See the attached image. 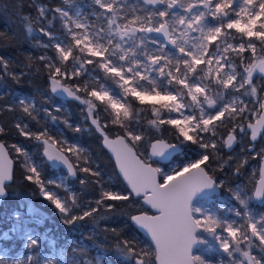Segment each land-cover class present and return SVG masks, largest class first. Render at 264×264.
<instances>
[{
    "label": "snow or ice",
    "instance_id": "obj_1",
    "mask_svg": "<svg viewBox=\"0 0 264 264\" xmlns=\"http://www.w3.org/2000/svg\"><path fill=\"white\" fill-rule=\"evenodd\" d=\"M62 3L68 5L69 0ZM92 5L98 8L92 14L97 23L90 22L79 9L50 8L37 0L29 7L36 9V23L44 21L46 25L39 31L48 42L38 46L54 53L49 56L45 51L39 57L51 93L65 95L83 106L85 121L100 132L115 155L130 193L105 188L97 180L101 191L95 206L88 204L77 214L74 209L80 205L76 194L61 196L51 186L60 188L62 184L43 177L42 168L32 161L29 151L13 144L26 170L25 178L54 205L66 225L86 219L98 223L103 215L118 209L115 202L128 201L132 194L142 196L158 215L129 216L137 230L150 236L151 243L145 249L135 238L117 236L115 249L127 264H264V213L250 207L252 200L264 204V164L251 189L240 185L229 189L239 205L224 210L230 216L205 206L224 186V181L210 174L208 150L218 156L221 148L232 149L237 129L245 134L251 129L252 141L264 132V95H260L264 84L254 83L257 73L264 80V0H92ZM11 7L22 11L23 5ZM21 19L26 22L27 35L32 36V18L23 15ZM56 20L60 22L59 33L48 31ZM0 68H8L3 57ZM20 75L23 73L12 74V78L18 81ZM251 98L262 114L255 123L244 124L246 114L252 111ZM17 102L27 117L36 120L40 109L34 99L20 97ZM133 102L150 105L154 118L147 123L158 133L147 141L151 151L146 159H141L135 149L149 129L140 128L141 118L133 110ZM55 110L59 111V106ZM44 111L56 121L48 109ZM101 113L110 119L102 123ZM63 123L72 128L67 120ZM109 124L118 126L123 134L110 139L105 132ZM15 127L42 147L47 161L64 165L69 175L76 177L83 172L101 176L85 149L63 138L62 130H58L57 139L48 128L32 132L22 122ZM222 128L228 131L222 133ZM81 130L80 126L74 128ZM5 132L0 126V136ZM164 132H169L170 139L164 138ZM5 150L0 143V197L6 196V182L12 179L3 158ZM188 150L194 153L191 159H187ZM256 155L264 161V149ZM180 156L187 162L180 161ZM163 161L167 166H153ZM174 163L175 167H169ZM246 163L240 161L234 174L239 175ZM223 167L221 163V171ZM27 239V246L35 249L38 238L29 233ZM197 245L219 251L221 258L214 261L194 256ZM79 254L87 255V251L80 249ZM0 264L10 261L0 257ZM11 264H39V260L30 256L27 261ZM44 264L56 262L49 259ZM73 264L93 261L74 260ZM96 264L101 261L97 259Z\"/></svg>",
    "mask_w": 264,
    "mask_h": 264
},
{
    "label": "trees",
    "instance_id": "obj_2",
    "mask_svg": "<svg viewBox=\"0 0 264 264\" xmlns=\"http://www.w3.org/2000/svg\"><path fill=\"white\" fill-rule=\"evenodd\" d=\"M38 3H42L50 8L63 7L64 4L61 0H37ZM22 4V11L13 9L12 4ZM32 0H0V57H3L8 61V68L5 71L0 68V77H2V83H0V126L6 129L4 135L0 136V141L8 148L11 157L15 161L14 180L11 185L7 187L8 197L4 201L0 214L5 212L6 214H12L16 211H27L30 206L33 207L34 212L38 213L47 219L54 221L53 225L61 224V215L57 213V210L52 207L44 198L40 196L37 186L28 181L26 177V171L23 169L21 159H17L11 150V145L22 141L25 145L29 140L23 137L16 129L15 125L18 122L26 123L29 127L35 128L37 122L31 117H27L18 104L17 100L20 97H26L34 99L36 106L43 110L44 108H52V104L61 107V111L57 112V119L52 123L51 117L45 115L48 118V122H51L56 128L66 131L67 136L72 141H78L79 144L85 149L92 167L98 166L101 172L100 177L91 176L89 173L78 172V175L82 176L85 180L84 184L77 181L74 185L75 191L79 193V199L77 203L94 204V201L99 198L101 187L95 181L100 180L101 184L108 186L105 182L107 178L112 180V185L115 189L121 190L124 193H129L126 186L117 174L115 164L113 163L109 154L104 150L102 146V136L100 132L95 130V127L91 125L90 121H85L84 108L78 102L73 100H59L53 97L50 88L48 86L46 70L43 67V63L39 60V57L47 51L52 54V50L43 49L38 45L42 42H47L46 36L39 31L41 27H45V22L41 21L36 23L35 17L37 15L36 9L31 5ZM5 5H7L5 7ZM23 15H29L32 18V27L34 29L33 35H27L26 22L21 19ZM51 18V17H49ZM48 31L59 33L60 22L54 21V26L47 27ZM31 57V59H29ZM30 65V66H29ZM86 67L92 68V65ZM39 69V71H37ZM7 73V74H6ZM18 81L12 78V74H21ZM131 102V98L129 99ZM133 110L139 112L140 128L149 129L147 121L154 117L150 114V105H139L138 102L132 103ZM35 116V114L33 113ZM66 119L72 122V127L80 126L82 129L80 132L74 131V128L65 126L63 120ZM101 122L104 123L110 117L106 113H101ZM170 127V126H168ZM105 132L109 137H116L122 135L123 132L118 126L109 124V127L105 129ZM155 133L154 129H149L144 132V141L135 149L137 154L142 158L144 154H147L149 147L147 141L152 138ZM164 138L170 139L169 132H164ZM38 148L36 153V161L44 164V158L42 157V147L35 144ZM30 148V147H29ZM191 150H188V154ZM223 153V152H222ZM225 156V155H224ZM181 157H179L180 159ZM225 158V157H224ZM215 162V161H214ZM213 160L209 163L210 169L214 166ZM42 171V176L50 179L53 175L57 176L63 174V170H54L45 159V174ZM217 174H222L224 171H217ZM241 174H243L241 172ZM235 174L232 176L234 180ZM70 183H74L69 181ZM232 182L231 184H235ZM226 186L222 187V191L225 192ZM222 192V193H224ZM118 209L106 215L96 223V231L98 233L97 248L103 251L107 255L105 264H125L123 257L118 254L115 249L117 242V236L121 239L127 238L135 240L141 247L145 244H150L132 225L129 220L130 215H136L142 212H147L142 206L141 199H136L130 196L128 201H118ZM85 206L77 208L80 212ZM1 220V219H0ZM82 222L91 223L90 219H86ZM115 230L113 232L112 230ZM1 231V225H0ZM110 262V263H109Z\"/></svg>",
    "mask_w": 264,
    "mask_h": 264
},
{
    "label": "rangeland",
    "instance_id": "obj_3",
    "mask_svg": "<svg viewBox=\"0 0 264 264\" xmlns=\"http://www.w3.org/2000/svg\"><path fill=\"white\" fill-rule=\"evenodd\" d=\"M130 2H134V0H130ZM63 7H67L70 12H74L77 9L82 10L84 16H86L90 22L97 23V21H95L92 14L93 11H98V8H95V6L92 5V0H69V4L68 5L64 4ZM231 31L234 32L235 30H231ZM46 40L48 42L47 36H46ZM47 42L45 41L42 42L41 44ZM47 54L49 56L54 55V53L52 54L47 53ZM244 55L247 56L248 53H245ZM254 83H257L258 85L264 84V80H260L259 77H256L254 79ZM260 95H264V93H260ZM130 98L131 97H128V99ZM251 99L253 102L249 103V108L252 109V111L246 114L247 119L243 120L244 124L255 123L260 118V115L262 113V110L259 109L258 103H255V98H251ZM52 106H53L52 108H46V109H48V111L51 112L52 116H55L57 118L58 111L55 110L56 106L53 104ZM59 108H60L59 111H61V107ZM44 109L40 110L39 115L35 120L36 122L39 121V123H37V126L35 128L28 126V129L31 130L32 132H37L39 130H42L43 128H48L50 133L56 136L57 139L60 138V135L58 134V130H62L63 138L67 139L70 142H75L78 145H80L78 141L70 140L65 130L56 128L52 124L54 122L52 123L48 122L49 117L45 116L47 115V113H45ZM34 114L35 116L37 115L36 113ZM65 120L66 119H64L63 121ZM68 123L72 125V122L68 121ZM22 124H26V123H22ZM230 127L231 125L228 126V128ZM220 131L224 133L227 132L228 129L222 128ZM236 135H237V142L234 143L232 149L227 150V148H221L218 156L216 155V153L213 152V150L211 149L208 150L211 153L210 160L208 163H210L211 160H213V162L215 161L214 166H212L211 168L210 174L214 175L218 179V181H224V186H226V188H225V192L222 191L221 188L220 194L214 196L213 199L207 201L205 203V206L210 207L213 210H216V208L221 209L220 214L224 216L231 215L230 213H227L224 210L239 206L238 202L232 197L229 189L235 188L237 185H240L241 187L247 186V188L251 189L253 183L259 180L260 165L263 162L260 156H257L256 153H259L261 152L262 149H264V134L256 141L251 140L250 129L246 130V134L240 133L239 129H237ZM25 138L29 140L27 143L32 144L33 146L37 143L31 138L28 137ZM16 145H20L25 149H27L30 153L32 161L35 164L39 165L42 168V170H44L43 164L38 163L37 161L34 160L32 156L33 148H29V146L23 144L22 141H19L18 143H16ZM11 150L12 152L15 153L16 156H18L17 158L18 160L19 158L21 159L19 153H17L12 148V145H11ZM149 154H150V148L147 154H144L143 158L140 155L139 156L142 159H146V157ZM193 155L194 153L191 151L188 154L187 159H191ZM180 157H181L179 159L180 161L187 162L184 156H180ZM242 160H246L247 163L244 164V166L241 168L240 174L235 175L234 180L232 181V176L234 175L235 168L239 166V162ZM221 163H223L224 165L223 167L224 173L217 174L218 173L217 171L220 170L219 165ZM153 166L154 167L167 166V164L160 163V164H153ZM175 166L176 164L174 163L169 167H175ZM23 169L25 170L24 166ZM241 172L243 174H241ZM50 179L56 181L57 184H62V187L60 188L51 186L61 196L67 195L71 197L72 194L74 193L79 199V193L75 191L74 185L72 186L70 185L69 176L67 174L65 175L61 174L58 177L50 178ZM82 179L83 178L81 177L79 180ZM105 181H106L105 183L108 185L105 186V188H110L111 190L121 194H127L121 190L115 189L114 186L112 185V180L110 178H107ZM232 182H236V183L231 184ZM249 195H251V193H249ZM41 197L44 198L43 196ZM47 202L52 205L50 201ZM88 204L84 205V203H81L79 208H81L82 206H86ZM91 205L95 206L93 205V203ZM52 207H54V205H52ZM250 207L253 210H255L256 213H264V204H261V202L252 200L250 202ZM74 211L77 212V214H79L77 209H74ZM17 213L19 214V218H17L16 215ZM57 213L59 214L58 210ZM0 219H1L0 220V225H1L0 257L9 260L10 264L12 261H16V260L27 261L28 257L30 256L35 259H38L39 264H44L45 260H49V259L55 261L56 264H73L74 260H79L81 262L92 260L93 264H96V260L99 259L101 261V264H105L107 255L106 253L100 251L97 248L96 243L98 242V233L96 231V223H93L92 221L91 223L78 221L75 225H66L63 224V221L61 219V224L63 225H59V224L51 225V222L54 221L47 220V215H45L44 217L38 213H35L32 206H30L27 211H16L12 214H6L5 212H2L0 214ZM29 233L33 237L38 238V245L36 246L35 249L27 246L28 245L27 234ZM209 240H211L210 237ZM212 243L214 244L215 242L212 241ZM143 247L145 249H148L149 244H145L143 245ZM80 249H85L87 251V255H80L79 254ZM253 254H257V253L254 252ZM196 255L202 256L205 259H210L215 261L221 258L222 254L215 249L209 250V248L206 245H201L199 250H197L196 253L194 254V256ZM122 259L123 262L127 264V261H125L124 258Z\"/></svg>",
    "mask_w": 264,
    "mask_h": 264
},
{
    "label": "water",
    "instance_id": "obj_4",
    "mask_svg": "<svg viewBox=\"0 0 264 264\" xmlns=\"http://www.w3.org/2000/svg\"><path fill=\"white\" fill-rule=\"evenodd\" d=\"M259 73L255 74L254 76V79L256 77H259ZM53 97H55L56 99H59V100H63V101H66V100H72L71 98L65 96V95H56V94H52ZM74 101V100H73ZM262 114V113H261ZM251 130V129H250ZM264 132H262L260 134V136H258L257 139H259L261 136H263ZM110 139H115L116 137H109ZM0 143H2L0 141ZM4 144V143H3ZM102 146L104 148V150L109 154V156L111 157L113 163L115 164V167H116V171H117V174L118 176L120 177V179L122 180V182L124 183V185L126 186L128 192L130 193V188L129 186L127 185V181L124 179L123 175L120 174L119 172V166L117 164V161H116V158H115V155L111 152V150L104 144V141H103V137H102ZM5 152L3 153V158H6L7 160V163L9 165V168H10V172H11V176H12V179L7 181L6 182V196L5 197H0V210H1V207L4 203V201L6 200V198L8 197V191H7V187L9 185H11L13 183V180H14V170H15V161L14 159L11 157L10 153H9V150L8 148L5 146ZM227 150H230V149H227ZM151 151V149H150ZM141 158V157H140ZM45 159L47 160V157L45 156ZM142 159V158H141ZM48 163L50 164V166L52 168H62L64 169V171L66 173H68V170L67 168L62 165V164H59L58 162H51V161H48ZM161 164H167V161H163L161 162ZM262 164H264V161L261 163L260 165V168L262 166ZM71 176V175H70ZM73 178V176H71ZM260 178V176H259ZM220 194V190L218 192V194H216L215 196L219 195ZM132 197L136 198V199H141V203H142V206L144 207V209L147 211V212H142V213H139V214H147V215H158V212L156 209H152L150 205H148L147 203H145L144 199L141 197H136L134 194H132ZM257 202H260L259 200H256ZM139 214H136V215H139ZM133 225V224H132ZM134 226V225H133ZM136 228V226H134ZM137 230V228H136ZM149 243H151V240H150V236L144 231V230H137ZM201 245H197L194 249H193V255L196 253L197 250H199ZM156 264H158V262H156Z\"/></svg>",
    "mask_w": 264,
    "mask_h": 264
},
{
    "label": "flooded vegetation",
    "instance_id": "obj_5",
    "mask_svg": "<svg viewBox=\"0 0 264 264\" xmlns=\"http://www.w3.org/2000/svg\"><path fill=\"white\" fill-rule=\"evenodd\" d=\"M29 147L30 148H33V153H32V156H33V158H34V160L36 161V153H37V151H38V148L36 147V145H32V144H30L29 145ZM42 157L44 158V164H43V173L45 174V156H44V154H43V149H42ZM48 162V161H47ZM52 169H54V170H59V169H62V168H52ZM63 170V175H65V174H67L68 176H69V181H72V182H74L73 184L72 183H70V185L72 186V185H75V183L77 182V181H79V179L82 177V176H80V175H78L77 174V176L76 177H71L68 173H66L65 171H64V169H62ZM61 174H59V175H57V176H55V175H53V178H55V177H58V176H60ZM47 220H50V219H47ZM54 224V222H51V225H53Z\"/></svg>",
    "mask_w": 264,
    "mask_h": 264
}]
</instances>
